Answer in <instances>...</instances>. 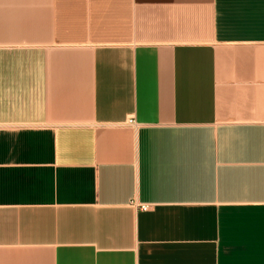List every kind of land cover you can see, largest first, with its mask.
<instances>
[{
  "label": "crops",
  "instance_id": "obj_1",
  "mask_svg": "<svg viewBox=\"0 0 264 264\" xmlns=\"http://www.w3.org/2000/svg\"><path fill=\"white\" fill-rule=\"evenodd\" d=\"M0 264H264V0H0Z\"/></svg>",
  "mask_w": 264,
  "mask_h": 264
},
{
  "label": "built area",
  "instance_id": "obj_2",
  "mask_svg": "<svg viewBox=\"0 0 264 264\" xmlns=\"http://www.w3.org/2000/svg\"><path fill=\"white\" fill-rule=\"evenodd\" d=\"M127 124L132 125V121H128ZM140 209H141L142 211H146V208H145V207H140Z\"/></svg>",
  "mask_w": 264,
  "mask_h": 264
}]
</instances>
